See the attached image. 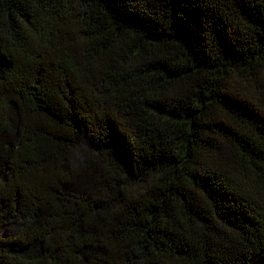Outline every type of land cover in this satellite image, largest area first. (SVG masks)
<instances>
[{"label":"trees","instance_id":"obj_1","mask_svg":"<svg viewBox=\"0 0 264 264\" xmlns=\"http://www.w3.org/2000/svg\"><path fill=\"white\" fill-rule=\"evenodd\" d=\"M0 264H264V0H0Z\"/></svg>","mask_w":264,"mask_h":264}]
</instances>
